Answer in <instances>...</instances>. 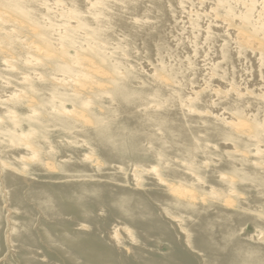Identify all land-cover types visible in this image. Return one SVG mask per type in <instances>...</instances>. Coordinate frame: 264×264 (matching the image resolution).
I'll return each mask as SVG.
<instances>
[{
	"label": "bare ground",
	"instance_id": "obj_1",
	"mask_svg": "<svg viewBox=\"0 0 264 264\" xmlns=\"http://www.w3.org/2000/svg\"><path fill=\"white\" fill-rule=\"evenodd\" d=\"M199 57L207 62L218 60L214 67L230 77L241 80L242 73L248 74L252 92L243 95L248 90L245 85L232 88L216 78L214 90L202 81L192 90L189 87L186 97L181 81L188 84L193 75L197 80L209 78L210 72L214 75L205 68L195 71L191 61ZM4 73L20 85L11 88ZM192 92L209 94L215 101V96H222V102L235 95L240 100L235 102L234 96L231 104L244 116L223 111L222 103L220 108L216 103V109L212 102L204 104L207 114L204 109L192 111L197 98ZM0 102L7 116L25 103V113L38 118L41 126L50 127L53 122L82 133L98 153L95 156L93 148L89 154L75 153L67 145L74 156L69 158L71 154L68 157L64 152L61 161L53 162L50 153L46 159L51 162L43 154L55 149L35 146L43 144L44 137L37 142L30 139V143L24 139L18 148L13 147L15 143L3 146L0 138V154L9 155L15 149L26 154L20 169L0 160V185L20 213L8 233L19 245L34 246L38 241L29 201L88 264H264V0H0ZM203 120L206 133L225 141L228 156H220L227 159L221 163L236 174L217 172L214 178L229 194L210 188L209 199L215 200L210 205L199 190L162 178L156 165L142 166L156 156L155 147L161 141L195 142L198 136L191 124ZM1 122L0 118V137ZM238 161L245 167H239ZM128 165L142 166L133 170V185H141L142 177L153 180L158 191L151 196L162 204L158 208L163 213L149 197L122 185ZM189 173L191 185L193 180L203 183L202 177L201 183L196 174ZM240 181L256 183L261 193L257 208L241 193L234 194ZM101 206L129 225L122 232L131 239L132 250L123 249L133 258L117 259L108 241L101 238ZM1 208L0 203V235ZM82 218L89 224H83ZM116 226L107 236L117 243ZM131 227L141 230V237ZM49 233L50 241L57 240ZM160 242L167 246L165 253L158 247ZM28 253L24 258L33 259Z\"/></svg>",
	"mask_w": 264,
	"mask_h": 264
},
{
	"label": "rangeland",
	"instance_id": "obj_2",
	"mask_svg": "<svg viewBox=\"0 0 264 264\" xmlns=\"http://www.w3.org/2000/svg\"><path fill=\"white\" fill-rule=\"evenodd\" d=\"M209 1H211V0H209ZM227 14L228 13H224L223 12V14H222L220 12V15H222L223 18L224 17H228ZM195 23L197 24L198 22H194V24ZM199 58L202 59L201 57H199ZM199 58L196 61H194V60L191 61V64L192 65L195 64V71H198L199 69L205 68L209 72L212 71V73L215 75V77L210 72V77H212V78H210V77L208 78V77L203 76L199 80H197L196 77H195V75H193V76H191L192 77L191 78L192 81L190 80V82L188 84L187 83H183L181 81V85H182V87H183V89H184V91L186 93L185 94L186 97H188V94L191 92L189 87H191V90H192L193 87L195 88L194 85L202 84V81H204L203 83L206 84V87H209L211 85V89L214 90L215 88L213 89L212 87H214V85H215L214 80H216V78L218 80H221L222 79L223 82H226V83L228 82L229 84H227V85H229L231 87L233 86L234 88L237 87V86L239 87L240 85L243 87V85H245L248 88V90L245 89L243 91V93L244 92L247 93V91H248V94H250V91L251 90H249V89H252L251 88L252 86L250 85L249 79H247V78H249L248 74H247V76H245V73L244 74L242 73V75H241L242 79L241 80L239 78H235L232 75H231L232 77H230L229 73L227 71H225L224 69L214 67L216 65L218 66V60L211 61V62L210 61L207 62L208 60H204V59L200 60ZM213 63H216V65H214ZM202 65H203V67H201ZM21 71H22V68H21ZM216 73H217V76H216ZM221 76H223V77H221ZM225 77H228L229 80L228 79L225 80L226 79ZM3 78L5 80H10L9 83H10L11 88L14 87V86L15 87H18L20 85V83H19L18 80L12 79L8 74H5L4 73L3 74ZM219 78H221V79H219ZM231 78H232V81L233 82L231 81ZM205 79L208 80V83H207V81ZM209 79L212 80V83H211V80H209ZM236 83H239V84H236ZM205 84H203V86H205ZM207 84H209V85H207ZM249 86H251V87H249ZM177 92H178V90H177ZM192 93H194V92H192ZM245 93L243 95H245ZM194 95L197 96V98L194 101V102L197 103V106H196V103H193L192 104L193 107H191V108H194V107L195 108L192 109V111L200 112V110H201V113L203 111H204V113H206L205 112V108H206L205 105H207L208 102H212L213 104H211V105H213V107L216 108V109L222 103V106L223 107L222 106H220V107L222 108V110L223 109H226V112L227 113L232 114L233 116L236 115V117L244 116V114L242 115V113H239V111H237L232 106V104L234 102L233 100H234V96L235 95L231 96V97H233V99H229L228 101L225 100L226 103H225V101L222 102V100H223L222 99V96H215L217 98L216 101H215V98H213V97L211 98V96L209 94H205V93L196 94V93H194ZM200 95L201 96L203 95V96L201 97ZM207 95H208V97H207ZM246 97H247V94H246ZM218 98H220V99H218ZM235 98H236V96H235ZM236 99L237 100L235 102H238L240 100L238 98H236ZM207 100H209V101H207ZM217 100H218V102H217ZM219 100H220V102H219ZM200 101H202V102H200ZM0 103H2V102H0ZM216 103H217L218 107H217ZM198 106L199 107L201 106V108H199ZM20 107H17L15 109H13L14 111L12 112L13 113L12 116H7L6 115L7 113H4V111H3V109L5 108V106H2V108H1V105H0V118H1V121H2L1 124H2V127H3V130H2V133H1V137L0 138H1V140H3L5 142V143L3 142V144H4L3 146L8 147V146H12V143H15L13 145V147L18 148L19 147L18 146V143L20 141H24V139H25V142L30 143V141H28L30 139H34L35 140L34 142H37L38 140L43 139V137H44L45 139L42 140L43 141V144H40V145L35 144V146L38 147V150L47 149L46 147H52V149H55V151H52L53 153L51 151L50 152H48V151L46 152L44 150L45 152L43 154V157H45L44 159H46V157H50L51 158V156L53 155L52 158H51L52 161L54 159L53 162L61 161L62 160L61 155L64 156L65 155L64 152H66V155L67 156H68V154L69 155L71 154L70 157L68 156L69 158H72L74 156L73 155L74 152L75 153L76 152H82V153H87V154L93 152L92 148L94 149V147L90 144V142L87 141V139L85 137H83V134L82 133L80 134L79 132H76V131L75 132L74 131L73 132L68 131V130L64 129L63 127H61L58 124L53 123V122H50L49 123V125L52 124V126L48 127V124H47L46 126L43 127V126H41L40 121H38L39 120L38 118H37L38 119L37 120L36 118H33V116L32 117H29V115H27L25 113V111H24V108L26 107L25 103H20ZM104 109H105V107L103 108V110ZM197 109L199 111H197ZM202 109H204V110L202 111ZM257 109H259V108L257 107ZM223 111H225V110H223ZM258 111H260L259 114L262 115L261 114L262 111L260 109ZM234 112H235V114H234ZM237 114L238 115L241 114V116H238ZM209 117L214 118L215 116H213V115L210 116V114H209ZM215 118L217 119L218 117H215ZM253 119H254V117H253ZM203 122H204V120L203 121H198L196 123L195 122H192L193 124L190 123L191 126L193 127V129L195 128L196 129V132H197L198 139L195 140V142H187L185 140L183 141L182 139H180V140L179 139L178 140H174V142L173 141H168V140H164L163 142L161 141L155 147V150H156V153H157L156 156H150L148 158V160L145 161V164L142 165V166H145V165H147V166L148 165H156L157 168L159 169V173L162 174V175L159 174L162 178H165V179H168V180L170 178V180L172 179L171 181H173L175 183H180V184L183 183V185H187L188 184L187 186L193 187V188L197 189V191L199 190L198 193L200 192V194L202 196H205L208 199L207 201L209 202V205H210L211 203L214 204L213 201H215V200L212 201V199H213L212 197H211V199H209L210 198V195L213 192V190H214V192H218L221 195L223 193H224V195L229 194V192H227L228 189L226 190V188L223 185H221L214 178V177H217V172H219L218 175H220L222 173V171H223L222 174H229L231 171H229V169H227L225 167V165H224L225 164L224 161L227 160V159H222L220 157V156H224L225 155L223 158H226L228 156L227 155L228 151L225 150V145H224L225 141H222V139L217 138V137H216V139H214L213 136H211L210 134L206 133V131H204L206 125H204L205 122H204V124H203ZM197 123H199L200 126ZM194 124H195V127H194ZM196 124L198 125L197 127H196ZM58 126H59V128L61 127L60 128L61 130L58 128ZM77 134H80V135H77ZM198 134H200V135H198ZM56 135H58L59 137L58 136L56 137ZM64 137H66L67 139L64 138ZM79 137L82 138V141L81 142H79L81 140ZM69 139L72 140V141L70 142ZM64 140L66 141V143H65ZM67 141H69V142H67ZM83 141H85V142H83ZM228 142L232 143L231 141H228ZM76 143H77V145H75ZM84 143H86V144H84ZM48 145H50V146H48ZM67 145L70 146L72 149L70 147H68ZM168 147H171V150L168 153H165V151H166L165 149H167ZM199 147H201L200 150H199ZM63 149H65V150H63ZM66 149H71L74 152H72L71 150H66ZM187 150H188V152H187ZM213 150H215V152ZM216 151H217V153H216ZM197 152H198V154H196ZM211 152H213V154ZM50 153L52 155H50ZM93 154L96 156V154H98V153L95 150ZM210 154L216 160H214L210 156ZM25 155H24L22 149H20V150L15 149V152L9 153V155H7V154H0V160L1 161H4V162H8L11 166H13V167H15L17 169H20L21 167H23V165H22V162H23L22 161V157H24ZM160 155L165 160V162H162V159H160V157H161ZM50 158H47L46 160L51 161ZM220 158H221V160H219ZM211 159L213 161H211ZM259 159H260V157H259ZM261 159L264 160V157L261 156ZM215 161H216V164H215ZM221 161H223L224 164H223V162L221 163ZM204 162L206 164H204ZM171 163H172V165H171ZM201 163H203V164H201ZM162 164H164V167L162 166ZM168 164L171 165L173 168H169L170 166H167ZM209 165H211V166H209ZM212 165L213 166L216 165L218 167H216V166L213 167ZM237 165L239 167H243L244 166L243 163H241L239 161H238ZM240 165H242V166H240ZM137 166L138 165H128V166L124 167L125 169L123 171V181H122V185L124 187L126 186V189L129 190L131 193L132 192H136V191L141 192V194L143 195L144 198H148L149 197L148 199H149L150 203L153 205V207H155V208H158L159 207L160 208V206H162V204L160 205V203L154 202L153 201V198L151 196V193L152 192L158 191V190H156L157 186H155L153 184L154 183L153 180H151L149 178L147 179L145 177H144L145 179H143V177H142L141 178V181H140L141 185H138L139 187L136 186L137 184H134L133 185V183H135L133 181V178H132V177H134V176H132L133 175V170L135 168L138 169L139 167H140L139 170L142 169V166H138V167ZM207 167L208 168L210 167V169H208L209 171L206 169ZM221 168H223V169H221ZM169 170H170V173L168 172ZM225 171H226V173H225ZM188 172L193 173V175L196 174L195 175V178H197L199 180L201 179L200 177H202L201 180H203V183L200 180L202 184H198L199 182H197V181L194 184V180H193L192 181L193 184L191 185V180L192 179L191 178L189 179L188 176H187V174H186ZM164 173H166V174L164 175ZM191 173H189V174H191ZM206 174L209 175V176H207ZM213 175H215V176H213ZM231 175L235 176L236 174L234 175L231 172ZM182 177H183V179H182ZM184 177H186V178H184ZM204 178L205 179L208 178V179L204 180ZM235 178L237 179V181H239L238 180L239 179L238 177H235ZM204 181H206L205 184H204ZM207 181L209 183L206 185ZM240 182H241V184H239ZM240 182H237V185H236L237 187L236 186L234 187L235 188V190L233 189L234 190V194L238 193L237 195H239L241 193L243 195V198L246 199V201L248 200L251 205H253L255 208H257L259 206V203L257 201H259L258 199L260 198L261 193H260V190L256 191L257 190V188H255L256 183L253 182V181H251L252 183L249 181L250 184H248V182H246V181H240ZM209 184H211V185H209ZM202 185H203V187H202ZM144 186H146V187H144ZM139 188H141V190ZM210 188L213 189V190H211ZM142 189H143V191H142ZM149 189H151L152 191L149 190ZM255 195H257V196H255ZM262 196H263V194H262ZM0 197L2 199L0 201V203H1V206L3 207V208H1V214H2V217H4L3 218L4 224H3V227H2L3 228L2 229V234L0 235V264H59V263H61V264H88L89 260L86 257H84L81 254V252L74 251L72 249V247L67 242H65L64 240H62L63 232H59L60 230H58L57 228H55V226L53 224H51L50 222H48V220H46L45 216L42 214L43 212L41 213V210L39 208H35L36 206H34V203L33 202L27 201V204L30 206V208H33V210L32 209H30V211L28 210V213L30 215L33 214V217H34L33 220H34V224H35L34 227H35V230L38 233L37 234L38 235V241H37L36 244H34V246H21L18 243H16L12 239L11 234H9L10 233V231H9V228L10 227H9V225H13V224L15 225L17 223L16 221H18V217H19V214L20 213H19V211H17L13 207L12 202L9 200V196H6L5 189L1 185H0ZM208 202L205 201L206 204H204V205H208ZM103 208L104 207L101 206L100 207V210H99L100 212L97 211V212L100 213L98 217L100 219H102L103 220V223H104V227H103L104 229L101 232V238L104 239V240H106V242L108 241L107 244L112 247V249L115 252V256L117 257V259H121L123 255H124L123 257H125V255H128L127 254L128 252H126V250H128L129 248H130V251L132 250L131 249V245H132L131 244V239L125 237L124 233L122 232L124 230V228H126V226H129V225L126 224V222L123 221L122 219H120L119 217H117V216H115L113 214H110L109 212L108 213L107 212L105 213L104 211H106V209L105 208L103 209ZM159 208H158L157 211L158 212H161V210ZM37 212H39V214ZM161 213H163V212H161ZM177 213L180 214L179 212H177ZM182 214L183 213H181L180 215H182ZM87 221L88 220L86 218H82V220H81V222L83 224H85V225H88L89 224V222H87ZM123 224H126V225L123 226ZM112 226H113V228H112ZM115 226L119 229V233H120V235H118L119 236L118 237L119 238V241L117 243L115 241L113 242L110 239H108V236H107V235L110 234V233L108 234V231L109 232H112L113 231L112 229H114ZM4 227H6V228L4 229ZM248 229L250 231H252V228L251 227H249ZM131 230H132L133 234H135L136 236L138 235L139 237H141V235H142V231L141 230L134 229V228H132ZM8 231H9V233H8ZM40 232L41 233L44 232L45 235L43 237H41L42 234ZM48 232H50L49 234L56 235L57 237L56 236L55 237L57 238V240L50 241L49 240L50 238L46 235V234H48ZM84 232L86 234H90L91 230L89 229V231L87 230V232L85 230ZM140 233H141V235H140ZM3 234H5L6 236L3 235ZM102 234H103V236H102ZM7 235H8V237H7ZM4 237H7V240H5ZM9 237H10L11 240L9 239ZM121 237H122V239H121ZM2 239H4V240H2ZM126 239H128V240H126ZM114 243H116V244H114ZM121 243L123 245H120ZM48 245H49V247H48ZM158 247H159L160 250H162L161 251L162 253L163 252L165 253L166 250H167V246H166V244L164 242H162V243L160 242L159 245H158ZM123 248L124 249L126 248V250L124 251ZM23 250H24V252H23ZM187 250H189V249L187 248ZM26 253H28V254L31 253V255H33V259H31V260L25 259L24 258V255ZM120 253H121V255H119ZM128 256H129V258H133L130 254ZM40 257H41V259H40Z\"/></svg>",
	"mask_w": 264,
	"mask_h": 264
}]
</instances>
